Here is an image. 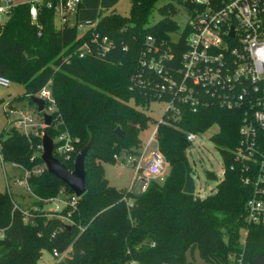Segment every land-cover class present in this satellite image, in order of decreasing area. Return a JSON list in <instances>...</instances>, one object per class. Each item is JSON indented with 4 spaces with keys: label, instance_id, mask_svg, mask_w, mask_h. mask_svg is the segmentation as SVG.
Returning a JSON list of instances; mask_svg holds the SVG:
<instances>
[{
    "label": "trees",
    "instance_id": "obj_1",
    "mask_svg": "<svg viewBox=\"0 0 264 264\" xmlns=\"http://www.w3.org/2000/svg\"><path fill=\"white\" fill-rule=\"evenodd\" d=\"M114 1L80 0L75 12L76 22L83 23L101 11L94 30L99 39L107 37L106 50L91 40L90 30L80 34L66 23L56 27L53 10L46 7L32 22L28 1L15 4L0 23V75L31 77L22 80L23 94L9 102L33 105L29 95L49 86L59 116L43 133L54 138L64 129L69 132L73 155L60 158L69 169L89 142L83 161L86 188L67 227L45 207L44 199L56 196L61 188L72 191L46 171L40 158L41 137L32 133L27 137L15 127L0 134L2 161L27 170L30 192L40 198L27 208L32 214L25 221V208L17 203L14 208L12 193L0 191V227L5 230L0 264H40L42 250L62 252L68 247L67 256L55 264H197L195 251L205 264H256L254 258L264 256V225L246 222L253 187L243 182L244 163L232 152L239 141L242 109L209 102L195 111L183 106L178 115L163 112L161 122L152 119L145 109L160 100L155 93L160 78L142 61L154 57L177 68L185 35L181 31L173 39L177 24L170 17L172 9L156 8V0H130L128 16L109 9ZM154 9L162 13L157 21L151 20ZM148 35L154 39L151 44L146 42ZM84 42L89 52L79 56ZM150 46L156 51L148 50ZM164 53L171 55L169 61ZM150 124L156 125L166 173L150 180L144 191L115 188L104 176L102 162H113V154L121 150L137 153L140 132ZM213 124L218 130L210 139L222 157V177L215 191L204 197L185 193V173H190L186 149L191 144L186 134L201 133ZM116 127L122 136L115 133ZM34 168L40 171L33 172ZM207 176L216 178L211 171ZM241 229L246 230L243 240Z\"/></svg>",
    "mask_w": 264,
    "mask_h": 264
},
{
    "label": "built area",
    "instance_id": "obj_2",
    "mask_svg": "<svg viewBox=\"0 0 264 264\" xmlns=\"http://www.w3.org/2000/svg\"><path fill=\"white\" fill-rule=\"evenodd\" d=\"M156 8L164 6L171 8V14L178 9H183L188 14V21L182 30L185 35V48L181 52L179 66H165V62L151 57L142 64L148 65L159 76L156 84V97L166 103L163 112H171L178 115L181 107L187 106L195 111L209 102L242 109V118L238 127L239 141L232 151L235 160L244 163L242 167L243 182L251 184L253 192L246 203V222L261 223L264 225V0H164ZM29 16L35 22L39 9L43 6L53 10L54 16H58L62 23L68 24L71 17L75 19V12L80 0H28ZM12 0H0V14H8L14 6ZM102 5H99V11ZM155 10V9H154ZM157 10V9H156ZM101 11L96 18L83 23L74 21L81 34L91 31V40L100 43L103 50L108 49L107 37L99 39L95 32V26L100 20ZM177 37V36H176ZM173 36L174 40L177 38ZM152 36L146 37V42H153ZM156 51L155 46H150ZM79 56L89 52L88 45L84 42L78 49ZM165 61L171 59V55L164 53ZM9 78L0 75V85L7 86ZM33 95L43 98L42 112L56 119L55 101L46 84ZM9 117L14 115V127L29 137L43 134L45 125L41 113L39 118H34L24 107L16 106V103L8 102L5 110ZM36 111V110H35ZM168 114V113H167ZM55 116V117H54ZM164 121L163 117L158 120ZM50 123V122H49ZM156 125L153 126L147 143L142 146L137 154L121 150L113 154L114 160L127 161L133 165L135 173H142V186L138 191H144L150 180L162 178L167 167L164 156L159 151L155 137ZM193 132H187L186 137L191 142ZM53 140L52 154L61 159H69L74 152L73 139L67 130L58 132ZM151 142H155V149L147 152ZM41 148V144H40ZM245 162L248 163L245 164ZM24 170V184L30 192L27 183L29 172ZM40 171L34 168L33 172ZM21 183L22 180H16ZM133 191V189H127ZM10 192V191H8ZM31 193V192H30ZM32 194V193H31ZM61 196H54L45 201L54 202L52 208L47 209L50 215L58 217L63 225L73 223L72 213L77 209V196L73 192L67 193L63 188L58 192ZM40 200L38 196H35ZM123 198L130 205L131 200ZM17 207L14 202V208ZM65 213H61L63 209ZM25 221L28 220L31 210H23ZM80 229H82L79 226ZM5 235L4 228L0 227V239ZM69 252V247L64 251L53 248L49 253L53 263L63 260ZM135 264V263H132Z\"/></svg>",
    "mask_w": 264,
    "mask_h": 264
},
{
    "label": "rangeland",
    "instance_id": "obj_3",
    "mask_svg": "<svg viewBox=\"0 0 264 264\" xmlns=\"http://www.w3.org/2000/svg\"><path fill=\"white\" fill-rule=\"evenodd\" d=\"M14 3L26 2L28 0H12ZM164 0L158 2V6L163 3ZM113 11L117 12L122 16H128L131 12V1L130 0H115L109 7ZM108 9V10H109ZM162 17V13L159 10H154L152 13V21H157ZM170 17L175 20L177 24L176 32L174 37L181 32L188 21V14L185 10L178 9ZM7 18L6 13L0 14V23H2ZM74 17H71L68 25L74 24ZM54 24L56 27H60L63 23L60 18L56 15L54 17ZM173 35V34H172ZM10 75V80L7 86L0 85V134L4 129L8 130L14 127L13 117L14 115L10 113L9 117L5 115V108L13 96L23 94V84L22 80L30 81L31 77L24 76L18 73ZM33 95V94H32ZM16 106L24 107L29 113L32 114L34 118H39L37 111H35V105H29L24 102H15ZM25 104V105H24ZM27 105V107H26ZM166 107L164 101H152L150 102L148 108L145 112L154 120H160L163 114V110ZM153 124L142 132H140L141 147L147 143L149 136L153 130ZM218 130L217 124L211 125L205 131L194 134V138L191 140L190 146L186 149V157L188 165L190 168V175L194 182V194L199 197H204L215 191V186L217 181L222 177L223 172V162L222 157L219 153L217 146L211 141L210 136ZM155 142H151L147 148V152L155 149ZM140 147V148H141ZM137 159V154H134ZM104 168V176L106 177L108 183L117 189H133V191L138 192L142 186V173H135L133 165L129 164L127 161L121 162L119 160H114L113 162H102ZM211 171L216 175V178H211L207 176V172ZM166 173V169L162 175ZM24 170L21 166L13 162H4L0 155V191H10L13 195L15 202L22 208H30L33 206L36 199L35 194H31L24 184ZM22 180L21 183H17L16 180ZM61 196V194H57ZM54 202L49 201L45 204L47 209L52 208ZM246 230L241 229L240 239L243 240ZM187 257L190 258L191 255L187 252ZM193 259L197 264H205L204 261L198 256L197 252L193 253ZM40 264H52L53 259L47 250H42L41 256L39 258Z\"/></svg>",
    "mask_w": 264,
    "mask_h": 264
},
{
    "label": "water",
    "instance_id": "obj_4",
    "mask_svg": "<svg viewBox=\"0 0 264 264\" xmlns=\"http://www.w3.org/2000/svg\"><path fill=\"white\" fill-rule=\"evenodd\" d=\"M29 100L35 105V110L41 113L45 125L49 124L51 115L42 112L44 106V100L36 95H29ZM115 133L122 136V131L116 127ZM53 140L50 136L43 133L41 136V153L40 158L46 171L49 174L54 175L60 179L65 185H67L75 196L79 197L85 191V176L86 172L84 169V157L89 148V142H87L83 148H81L73 159L72 168H67L57 157L52 154ZM182 191L185 193H194V182L188 171L185 173V179L182 187ZM70 227V225H66ZM254 261L256 264H264V256L258 254Z\"/></svg>",
    "mask_w": 264,
    "mask_h": 264
},
{
    "label": "crops",
    "instance_id": "obj_5",
    "mask_svg": "<svg viewBox=\"0 0 264 264\" xmlns=\"http://www.w3.org/2000/svg\"><path fill=\"white\" fill-rule=\"evenodd\" d=\"M14 4H17V3H14ZM14 97V96H13ZM12 98V97H11ZM21 102H24V101H21ZM26 102V101H25ZM27 103V102H26ZM25 105V104H24ZM26 107H27V105H26ZM35 109V108H34Z\"/></svg>",
    "mask_w": 264,
    "mask_h": 264
}]
</instances>
